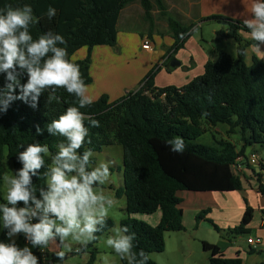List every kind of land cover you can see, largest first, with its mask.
Segmentation results:
<instances>
[{
    "label": "trees",
    "instance_id": "trees-1",
    "mask_svg": "<svg viewBox=\"0 0 264 264\" xmlns=\"http://www.w3.org/2000/svg\"><path fill=\"white\" fill-rule=\"evenodd\" d=\"M161 1L156 0L155 6L164 12ZM135 2L140 3L146 15L150 16L154 9L152 0H0V8L6 4L13 7L30 5L38 18V23L31 28L33 38L50 30L61 34L67 41L69 59L79 66L88 86L93 82L90 73L92 49L117 45L120 14ZM49 6L56 9L51 20L46 15ZM201 22L224 26L217 34L221 39L237 41V57L219 53L216 61L206 62L203 74L182 87H156L155 73L149 74L137 91L113 102L104 94L91 106L80 109L99 121V127H92L85 121L91 143L86 142L81 152L85 149L101 152L105 146L114 143L123 149V187L116 190V197L125 196L127 218L120 225H128L136 233V250L143 249L149 254L147 264H158L150 255L164 252L166 233L185 230L183 209L180 208L183 200L179 193L241 190L242 181L233 166L239 158H247L245 151L248 148L264 146V61L253 57L248 65L242 54L255 41L242 38V33L249 34L243 21L215 14L202 18ZM170 28L174 39L172 50L176 53L186 43L192 26L172 20ZM83 48H88L87 57L73 60V56ZM5 76L0 73V90L7 83ZM26 81V74L21 73V84ZM49 91L41 94L35 108L31 106L33 102L29 97L27 102L11 101L7 111L0 112V203L6 202L1 195L5 159L12 162L15 172L22 167L17 160L18 153L30 143L46 144L54 155L58 151V142L63 138L52 136L46 125L57 119L68 106H78L76 97L64 89L57 90L59 102L53 100L49 103ZM14 94L19 95L20 89L17 88ZM37 125L42 129L41 134L36 132ZM218 125H227L231 133L237 132L242 147L238 148L228 139H218L212 132L213 145L199 142L208 130L213 131ZM175 137L184 140L182 153L173 152L172 145L166 143ZM50 163L51 157L46 156L40 179L33 178L36 188L45 185L43 172ZM260 191L264 195V186ZM210 211L208 208L199 212L197 221L206 219ZM157 212H161V219L156 226L133 218L137 214L153 215ZM252 217L253 210L248 207L239 225L231 229L232 233L248 235ZM208 222L220 231L212 220ZM113 226L114 222L108 219L107 228L98 233V237L110 232ZM6 239V230L0 228V242H6ZM98 239L83 249H90L89 264H93L98 255L95 247ZM203 248L210 253L209 264H242L240 258H225L215 245L203 243ZM67 257L65 253L61 261L56 255H50L53 264H64ZM121 264H127L126 260H121Z\"/></svg>",
    "mask_w": 264,
    "mask_h": 264
},
{
    "label": "clouds",
    "instance_id": "clouds-1",
    "mask_svg": "<svg viewBox=\"0 0 264 264\" xmlns=\"http://www.w3.org/2000/svg\"><path fill=\"white\" fill-rule=\"evenodd\" d=\"M248 11L250 18L242 23L255 41L253 47L260 51V46L264 45V0H251ZM46 15L51 20L56 9L49 6ZM36 23L38 18L28 4L22 7L6 4L0 8V73L6 74L7 81L0 90V112L7 111L11 101L27 102L29 97L35 108L46 90H50L49 103L59 102L58 89L75 96L78 106H68L46 125L52 136L63 138L54 155L48 145L30 143L17 155L22 167L4 178L8 187L6 202L0 203V228L6 230L11 242H0V264H39L32 248L43 250L58 245L71 251L69 238L81 246L76 248L80 252L107 228L109 210L116 204L112 197L105 195L103 188L111 175L109 163L93 166V151H80L86 142L91 143L85 121L92 127H99L98 120L80 110L93 103L87 94L88 86L79 66L68 57L65 38L50 30L34 39L31 28ZM242 54L246 55L247 50ZM21 73L26 74V83L21 84ZM17 88L19 95L14 94ZM36 132L42 133L39 125ZM166 143L172 145L171 150L176 153L185 149L180 137ZM46 156L51 157V163L43 172L45 185L36 188L33 178L40 179ZM110 231L112 235L105 243L121 260H126L127 264H147L149 254L143 249L136 250L137 237L130 226L116 225ZM20 234L31 248L27 245L21 248L12 239ZM55 255L62 261L65 252L58 251Z\"/></svg>",
    "mask_w": 264,
    "mask_h": 264
},
{
    "label": "crops",
    "instance_id": "crops-1",
    "mask_svg": "<svg viewBox=\"0 0 264 264\" xmlns=\"http://www.w3.org/2000/svg\"><path fill=\"white\" fill-rule=\"evenodd\" d=\"M156 0H152L154 9L150 16H147L144 12L140 3L135 2L124 8L120 14L117 30V45L115 47L110 46H98L91 51V63L90 73L93 78V82L88 85V95L96 101L101 97V93H105L110 97V101L116 100L117 96L113 95L112 87L110 86L111 77L114 78L117 72L126 74L132 72V64H135V58H138L136 51L146 55L148 61L153 64L156 63L158 66V73L163 68H166L167 61L170 57V46L173 39V32L170 28V21L175 20L170 15H175L177 21L181 22L186 26H192L189 32V38L192 32L200 27L201 19L210 15H224L235 20L243 21L246 18H250L248 11L251 0H162L164 6V12H161L157 6H155ZM160 23V24H159ZM142 25L146 27V30L142 34L141 40H133L135 34H131L128 31L121 30L122 27H135ZM197 25V26H196ZM133 35V36H132ZM138 37L137 35H135ZM248 41L252 40L249 34L243 35ZM148 38L152 45V50H144L142 48L144 40ZM188 38V39H189ZM162 43V44H161ZM170 47V48H169ZM201 51L203 50L202 47ZM99 48V49H97ZM261 50L257 51L253 46L249 47L250 60L246 62L248 65L252 63L253 57H257L264 61V45L260 46ZM166 49L167 52H166ZM86 51L81 49L73 57L74 60H82L87 56ZM178 57V56H177ZM171 60V59H170ZM210 59L205 56L204 60H199V63H194L191 60L190 77L188 80L183 81L180 85L177 83L178 80H173L171 75L181 74L177 70L178 67L183 66V63L178 62L174 66H171V70H166L169 78L156 82L154 79V85L156 87H167L177 86L182 87L189 83L195 77L203 74L204 66ZM174 72V73H173ZM135 73V70H134ZM156 76V74H155ZM186 78V77H184ZM187 79V78H186ZM183 79L179 80L182 81ZM97 82L100 83V88H103L104 92H96ZM138 87L142 85V82H138ZM93 88H92V87ZM136 84L130 85L135 87ZM98 88V87H97ZM130 89V88H128ZM127 91V89H125ZM106 91V92H105ZM134 90H130V92ZM129 93V91H127ZM127 93V94H128ZM99 97V98H98ZM113 99V100H111ZM217 133L222 135V138L228 139L234 142L238 148L242 147L240 136L237 132H230V128L227 125H218L214 129ZM214 132V131H213ZM213 142L214 137L211 132ZM205 133V134H207ZM205 134L199 139L203 141ZM207 145H213L208 144ZM250 154L258 155L260 164L259 166L250 165L247 159ZM247 158L242 157L239 161L240 168L236 173L240 176L242 181V189L235 192L229 193H217L216 196H222L223 203L216 208H211L210 213L206 219L197 221L196 216L202 210L208 208L193 207V208H182L183 209V223L185 230L182 232H169L165 235L166 247L163 253L151 254L150 257L158 264H209L210 253L206 252L203 248V243L215 245L219 248L223 256L227 259L240 258L242 264H263L264 263V195L260 191V187L264 186V147H251L245 151ZM216 193V192H207ZM205 194V193H203ZM182 198V194L180 195ZM191 200H190V199ZM200 197H194L188 195L187 199L192 203L198 201ZM250 207L253 210V217L248 225V235H235L231 229L239 225L241 219L246 211ZM161 219V212H157L155 223L158 224ZM212 220L220 229L216 231L211 224L208 222ZM153 224V225H156ZM184 234V235H182ZM249 238L254 239L258 244L257 248L250 245L247 240ZM16 244L19 247H32L27 243L23 234L13 237ZM11 242L7 237L6 243ZM197 244V245H195ZM80 245H77V247ZM90 250V249H89ZM89 250H76L71 254H68L67 260L64 264H89L90 255L86 257L82 255L83 252ZM33 253L39 258V264L43 261L44 256L55 255V252L62 251L57 250L56 246L54 251L49 252L46 249L41 250L40 248H32ZM109 261L113 264H120L116 257H112ZM93 264H104V262L98 257Z\"/></svg>",
    "mask_w": 264,
    "mask_h": 264
},
{
    "label": "rangeland",
    "instance_id": "rangeland-1",
    "mask_svg": "<svg viewBox=\"0 0 264 264\" xmlns=\"http://www.w3.org/2000/svg\"><path fill=\"white\" fill-rule=\"evenodd\" d=\"M170 17L175 20L177 19V17L174 14L170 15ZM197 25H200V27H197V29H195V31L192 32V34L190 35V38L189 37H188L189 39L187 38L184 46L181 49H179L178 52L176 53H174L172 50V47L174 44L172 42L170 46L171 48L169 47L170 57L167 61L168 62L167 65H165L166 68H163L165 70H162L159 73H158V68L160 66H158V64L156 63L153 64L151 61H148L147 56L143 55L141 52L139 53L137 49L136 54H138L137 55L138 58L134 57L135 64H132L133 71L126 73V74H122V72H117L114 78L111 77L110 86L112 87L113 95L117 96L116 98L119 99L127 95L128 93L127 91L129 92L130 90L137 91L138 89L141 88V86L138 87L137 85L138 82L140 81L142 82L143 80H145V78H147L149 74H154V73L156 74L155 76L156 82H158V80L162 81V80L169 78V76L167 75V73L169 72H166V70H171L170 65L173 60L183 63V66L178 67L177 70L175 69L172 70V71H178V73H180L181 75L180 76H178L177 74L171 75L173 80H175L176 78L178 80L177 83L180 85L183 81L188 80V78L190 77V72H192V70H187V69L191 68L189 64L191 60H193V62L197 64L199 63L198 62L199 60L201 59L204 60V57L207 56L210 60L216 61L218 59L219 53L221 52H225V53L230 54L233 57H237V51H238L237 41L234 39H221L220 36L217 34V32L222 30L224 26L218 23H215V22H209V23L201 22L200 24H197ZM121 30L128 31L131 34H135L138 36L136 37L135 35L134 36L132 35L134 37L133 40L135 39L141 40L140 39L142 37L141 33L145 32L146 27L142 25H137L135 27L134 26L133 27H122ZM244 34L246 33H242L241 36L244 40H247L244 38L243 36ZM199 45L202 47L203 49L202 51ZM251 46H248L246 48L247 50V54L245 55L246 62L250 60L249 47ZM167 50L168 49H166V52ZM83 51L88 52V48H83ZM72 59L74 60V58ZM134 70H135V73H134ZM184 77H186L187 79ZM181 79L183 80L179 81ZM132 84H136V86L130 87V85L132 86ZM94 85H97L98 87V88L95 87L96 92H104L103 88H100L99 82H97ZM125 89H127V91ZM104 94L105 93H101V96H103ZM113 101H110V102H113ZM213 131L208 130L207 132H212L214 136L217 137L218 139L225 136V135L223 136L224 132H222V135H221L217 133V131L215 130ZM203 139H204L203 141L200 140L199 142L203 144L205 143L214 144L211 134H208V133L205 134ZM257 147L260 148L264 146L257 145ZM92 158L94 159L93 166L98 165L101 162L109 163V169H110L111 175H110L108 182L103 186V188H104L105 195L112 197L116 201L115 206L109 210V219H111L114 222V226L120 225L121 221L127 218V214H126L127 202H126L125 196H123L122 198L116 197V190L123 187V149L119 144L114 143L112 145L105 146L101 152L93 153ZM4 167H5L4 178L5 176L14 175V168L10 160L5 159ZM7 187L8 186L5 182V179H3L1 183V195L5 201H6L5 197H6ZM181 194H182V198H185V199H187L188 195L194 196V197H200V198L198 199L197 202L194 201L195 203H192L190 201L191 199L189 198L190 200H185V202L180 205V208H193L194 206L195 207L199 206L201 208H208V207L216 208L217 206L223 203L221 199L222 196H216L218 195L217 193L203 194V193H197V192H181L179 193V196ZM156 215L157 213L153 215L137 214V215H134L133 218H136L150 225H153V224H156L155 223ZM110 235H112L111 231L99 237L98 242L95 245V247L98 249V257L104 262V264H113L109 261V259L114 256L121 264L120 257L105 243L107 237ZM68 243L71 246V249H72L71 251H69L68 248H63L58 245L56 246L57 250L61 249L62 251L71 254L72 252L76 250V248L81 247V246L77 247L78 244H76L75 242H72L70 238H69ZM54 247L55 246L50 245L49 248H46V250H48L49 252L54 251ZM89 254H90V251H86L82 253V255L86 257H89Z\"/></svg>",
    "mask_w": 264,
    "mask_h": 264
},
{
    "label": "built area",
    "instance_id": "built-area-1",
    "mask_svg": "<svg viewBox=\"0 0 264 264\" xmlns=\"http://www.w3.org/2000/svg\"><path fill=\"white\" fill-rule=\"evenodd\" d=\"M142 48L144 50H152V45L150 43V41L148 39H146L144 41V44L142 45ZM165 95H163L164 97ZM242 160V158H239L238 161L236 162V164L233 166L235 172L240 168V164H239V161ZM247 162L250 164V165H253V166H259L260 164V161H259V158H258V155L256 154H250L248 159H247ZM247 242L250 244V245H253L255 248H257V243L254 241V239L252 238H249L247 240ZM43 264H53V262L51 261V258L50 256H44L43 258Z\"/></svg>",
    "mask_w": 264,
    "mask_h": 264
},
{
    "label": "water",
    "instance_id": "water-1",
    "mask_svg": "<svg viewBox=\"0 0 264 264\" xmlns=\"http://www.w3.org/2000/svg\"><path fill=\"white\" fill-rule=\"evenodd\" d=\"M175 64H178V62L173 60L172 63H171V66H174Z\"/></svg>",
    "mask_w": 264,
    "mask_h": 264
}]
</instances>
